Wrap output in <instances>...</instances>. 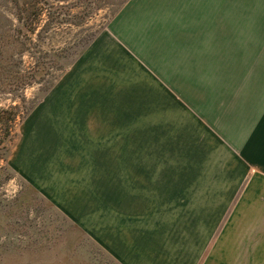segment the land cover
Returning a JSON list of instances; mask_svg holds the SVG:
<instances>
[{
  "label": "rangeland",
  "instance_id": "374dc122",
  "mask_svg": "<svg viewBox=\"0 0 264 264\" xmlns=\"http://www.w3.org/2000/svg\"><path fill=\"white\" fill-rule=\"evenodd\" d=\"M22 1L0 0V109L21 113L0 144V264H118L88 232L108 191L236 202L239 145L264 136L263 0L237 18L232 0H45L16 55Z\"/></svg>",
  "mask_w": 264,
  "mask_h": 264
},
{
  "label": "crops",
  "instance_id": "0c3cea01",
  "mask_svg": "<svg viewBox=\"0 0 264 264\" xmlns=\"http://www.w3.org/2000/svg\"><path fill=\"white\" fill-rule=\"evenodd\" d=\"M248 3L224 1L221 11L237 18ZM254 110L249 109L250 117ZM239 147L248 172L227 209L224 204L177 203L173 191H152L153 198L135 191L114 201V192L108 191L104 226L88 227L92 242L118 264H264V136H251Z\"/></svg>",
  "mask_w": 264,
  "mask_h": 264
},
{
  "label": "trees",
  "instance_id": "16d2710c",
  "mask_svg": "<svg viewBox=\"0 0 264 264\" xmlns=\"http://www.w3.org/2000/svg\"><path fill=\"white\" fill-rule=\"evenodd\" d=\"M49 3L45 0H23L22 2H16L15 8H17L19 20L22 21V29L25 31V35L22 34V30H19L16 35H13V46L14 51L17 52L16 55L23 54L29 51L28 40H31V35H35L38 32V28L42 23L43 16L47 12V6ZM28 22V23H27ZM44 57H39L35 62L32 70L27 71L25 69L19 68L14 75V85L20 90H24L26 87L33 85L34 83H39L38 73H42V66L44 64ZM18 64V63H17ZM20 64V62H19ZM45 67V66H44ZM44 78V77H42ZM45 81V79H41ZM47 82V81H46ZM43 82V83H46ZM42 83V82H41ZM51 85H47V89L50 90ZM21 113H19V107H11L8 109H0V144H5L8 139L3 138V135H11L12 128L15 126L18 118H20ZM9 159V155L4 158V161ZM11 168H9L10 170ZM15 171V170H14Z\"/></svg>",
  "mask_w": 264,
  "mask_h": 264
}]
</instances>
